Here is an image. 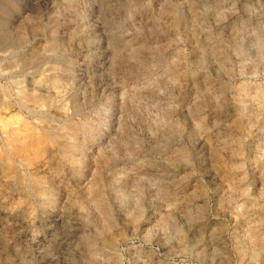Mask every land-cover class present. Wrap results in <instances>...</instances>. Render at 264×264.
I'll list each match as a JSON object with an SVG mask.
<instances>
[{"label":"rangeland","instance_id":"1","mask_svg":"<svg viewBox=\"0 0 264 264\" xmlns=\"http://www.w3.org/2000/svg\"><path fill=\"white\" fill-rule=\"evenodd\" d=\"M0 264H264V0H0Z\"/></svg>","mask_w":264,"mask_h":264}]
</instances>
